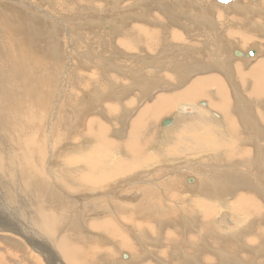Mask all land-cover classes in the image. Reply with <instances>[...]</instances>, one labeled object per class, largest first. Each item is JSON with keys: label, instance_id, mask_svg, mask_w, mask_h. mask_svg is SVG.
Masks as SVG:
<instances>
[{"label": "bare ground", "instance_id": "6f19581e", "mask_svg": "<svg viewBox=\"0 0 264 264\" xmlns=\"http://www.w3.org/2000/svg\"><path fill=\"white\" fill-rule=\"evenodd\" d=\"M37 1H38L39 4H41L43 6L47 5L50 8H51V6L54 7V5L56 4V8L55 9H58L57 11H59V12H61V11L64 12L65 10H67V11H74L75 10V8H73L71 5H69L70 1L68 2L67 0H63L64 3L62 2V0H37ZM72 1L73 0H71V2ZM94 1H96V0H94ZM98 1L101 4L102 3H106V6H107L106 8H110V6H108L107 3L112 2L111 0H98ZM102 1H104V2H102ZM142 1L144 2V0H129V1L121 0V1H117V2L116 1L112 2V3H114L113 5L110 3V5H112V9H111L113 11L112 13L114 14V17H112L111 19H109V16L106 13L103 12L108 17H103L104 19H102L101 21L99 20L100 26H101L102 22L106 25V26L103 25L105 27L104 29H106V27L108 26L109 27L108 30L110 31L111 36H108V37H106L107 35L104 36L107 39H105V38L100 39L101 38V36H100L99 39L96 40V41L99 44L104 43V41H110L111 42L110 45L107 42V44L111 48V50L110 51L108 50V51L113 55V57H112V59H104L103 60V68H102L101 64H97L96 66H98V69H97L96 66H94V67H96L97 70L93 67L92 68V72H88L87 73V75H90V77H87V76L85 77L87 80L89 78H92V79H96V82L97 81L98 82L101 81L98 84L97 88H96L95 85H93V90L91 88V90H92L94 95L93 94L91 95V93H90L91 91L89 92L90 89L88 87H86L87 93H83L81 91L82 92L81 93L82 94L81 97H79L77 100H73V98L68 97V96L72 95L73 93L69 94L66 89L61 88L63 85L61 86V85H59V83L57 84V82H55V80L54 81L51 80V81H49L47 83L50 86V88L53 87L52 89H50L51 91L52 90L56 91L55 94H57V96H59V98H60L59 100H61V98L63 96V99L68 97L69 100H64V101H67V103L70 106H71V102L75 103L72 107H67V108H69V110L72 108V111H70V112L67 111L68 109H66L65 105H67V104L64 105L66 111L69 113L68 116L66 115L67 116V119H65L66 121L64 120L65 125H64V123H62L63 125H61V122L60 123L58 122L59 118L57 120V115H59V114H57V112L59 113V108L60 107L56 105L58 107V111L56 112L55 104H56L57 100L54 99L53 96H52L54 94V92H53V94L50 93L51 94L50 97H52V100L54 99V103H53V111L50 112L49 118L45 117V119H43L42 116H39L37 114V112H39L40 115H41L43 113L44 109H46V104H47L46 97H47L48 93H45V92H47V90L46 91H43V90L41 91L39 89L40 90L39 92L36 90V89H38V87H41V86L44 85L43 84L44 81H45L44 80V78H45L44 76H47V75H44L43 77H41L42 81L36 76L37 72H39V70L42 71L45 67H41V66L37 65L36 64L37 62L35 63L36 59L34 60V58H33L34 56L31 57V55H28V54H26L23 51H19V53L23 57L26 56V58L28 57V59L29 58L32 59V65L28 66L27 63L16 64V71L15 70L12 71V72L15 71L16 76L11 78V80H9L8 83L5 84V85H2L3 82L1 81V79H2L1 76L3 74L0 72V235L1 234H6V232L8 230L7 225L12 227L13 230H15L16 232H19L21 234L22 233H26L29 236V239H30V242H31V244H29V246L32 247L35 250V252L37 251L43 256L44 261L46 262V264L47 263H53V262H56L55 264H77V262H76V252H77L76 249L77 248L75 249V247L73 246L74 245L73 241L70 240V242H72V244L67 241V239H69L70 237H68L66 239L61 238V236L59 235L61 233L60 231H63V230H65L66 232L71 231L69 236H71V234L73 232H77V234H78V231L81 230V228L83 227V222L85 220L87 222H89V221L93 222V223H91L90 228H88L90 231L100 232L103 229V227H105V223L107 221L111 220L107 216L108 215H113L115 213H119L120 217L122 216L123 219L126 220L128 224H131L129 222H132L131 220L133 218L136 219V217H137L136 215H139L138 214L139 210L137 209L138 207L136 205H134V203H132V202L133 201H137L142 196H144V199H143L144 203L142 202L143 205H142L141 208H143L142 210L144 211L145 217L149 213L152 214L151 212H154L153 209H155V212L158 213L159 214V218H161L159 220V225L161 227H162V224H164L166 222L167 223L168 222H172L173 219H177V217H178V219L183 224V228L194 227V229L197 230V233L199 235L204 234V232L199 233L201 231V229H202L201 223L196 221V225H195L194 222H195L196 219L194 217H191V216H189V215H187L185 213V212L188 213L190 211V209H187L186 205L184 207L181 205V201L179 199V194H178V196H176V200L174 201V203L176 205V208L173 207V206L168 205L167 202H165V201L169 200V197L171 196L170 192H172L174 189H177L178 186L180 185L179 184L180 180H179V176L178 175L177 176L174 175L177 178H173L171 176H170V178H168L166 175L162 176V174H161V178H162L163 183L161 182L162 184L159 187L160 188V195L159 196L156 195L159 192L155 191L156 194L155 193L153 194V190L156 189L155 187L152 188V185L150 187H148L146 185V183H148V177H145V176L152 175L151 174L152 172L149 173L148 175H146L147 174V172H146V174L145 173L144 174L140 173V174H138L135 177L132 176L133 178L131 177L128 180L126 179L127 180L126 183H123V184L122 183H115V182L112 183V184H108V182H107L109 180L113 181L118 176H121V175H124V174H127L129 172L134 171L136 168H138L142 164L141 162L137 161L138 158L136 157V155H139V153H140V144L139 143H142V142L147 143L148 142L147 138L142 137V135L144 134L145 129H146L145 124H144L145 117L146 118L149 117V119L151 117H154V119H157V117L159 115L161 116L162 114L163 115H166L167 113L169 114V112H170L169 110L171 108H173L172 107L173 106L172 105L173 102L169 104V103H167L168 102V97H166V96L165 97L157 96V97H155L156 99H155V101L152 104H148V105L144 106L143 110L139 111V113L134 117L133 120L137 123V127H138L136 129V131H134V129L136 127V124H134L132 122H130V123L128 122L129 124H132V125L135 126V127L130 126L131 128H130L129 142L131 143V145H133L134 142H135V137L137 135H138L137 136V140L139 141V143H135L134 146H133L134 155L132 157L128 156V155H130V152L127 150V146H126L125 142H124L125 146H122L123 145L122 141H117V140H113V143L110 142V141L107 142L108 146H106V147L103 144H98L97 140L103 139V134H102V132L97 131L96 129H92V125L96 124L100 120L91 119L88 123H84L82 121V117L85 116L84 114H86L87 112H93L92 109L95 110L94 112L98 113L99 112L98 110H100V108L97 107V106L101 104L100 103L101 100L103 101L104 99H106V96L108 94H110V96L116 94L115 97L117 95L121 94L119 96L122 98V100H118L119 101L118 105H112V104L106 105V109L104 108V110H106V111H104V112L107 115L108 119L110 118L112 120L114 118H117L116 116H118V114H120L121 111L123 110L122 114L120 115L119 118L122 119V121H121L122 123H125L127 118L129 117V114H130L128 109L130 110L129 107L131 106V103L133 102L132 96L131 97H127L126 94H128L129 92H131L133 90H139L140 94L142 93L141 94L142 97H146L147 98V96L149 94H151L150 92L155 91L156 89L161 88V87L165 88L164 84H167V79L164 76H166L168 71L170 72V74H167V78H170L171 80H174L175 83H176V86L184 85L185 83H187V85H185V86H187L186 89L182 90L181 94H174L173 95L174 98H177L176 99L177 101H182V103H180V106H179V113H181L180 116L183 114L185 108L188 107V105H186V104L191 103L192 101L193 102L196 101L197 98H200V99L205 98L206 95H207L206 92L210 93V91H211L210 94H213L215 92L214 88L218 89V96H216V102H215L216 104L213 102L214 103L213 107H215V108H217V109H219L221 111H227L230 108H233V105L230 106V99H229V95H228V93L232 94L230 89H224L222 84L219 81H217L216 79H213L212 76L207 75L209 72L206 73L205 76H200V77L197 76V74L203 75L205 73V72H203L205 70L201 71L204 68H206V70H209V71L215 70V69L211 70L210 61H212L211 64H212L213 67H219L220 70L223 69V68H221L223 65H221V62H220L221 61V55L219 54L220 51H219V45L217 44V39H216L217 35L216 34L219 31L220 34H218V36L219 37L221 36L220 38H225L224 30H222L221 28L216 26L218 24L213 26L214 22L212 21V23H211V21L208 20L206 22H210V24H211L210 26H207L206 28L204 27L203 30H201L202 28L200 26H202L204 23L202 21H200L201 24H202L201 25L199 23L200 26H198V27H200V30H198L197 32H195V30H194L193 31V32H195L194 34L191 32V26H193V25H191L190 23L194 22V19H196V18H198V20H199V17H200L201 14H202V16L204 15V18H207L208 16L207 17H205V16L209 12L205 13V11H203V10L205 8L206 9L209 8V10H210L211 9L209 7L210 5L212 7H214L215 9H217L218 11L224 10V8L227 9L225 12L228 13V16H231L232 18L235 17V16H239L240 19H242V22L245 25H247L249 23L248 24L249 26H250V24H253V26L255 24L256 27L257 26L259 27V29L256 28V30L252 29L249 34L245 33V31H248L247 28H246L245 31L243 30L244 31L243 33H245V34H243L242 32L238 33V31H237L236 34L238 36L236 35V37H239V38H236L234 36L235 35V31L231 32V33H229L230 37H232V39L233 38H235V39L231 40V41L229 40L230 38L226 39V40H228V42L230 41L232 44L234 43L235 45H237L236 44L237 42H239V44L241 43L238 40H241L242 42L244 41L245 46L249 45V49L252 48V50L255 51V55H257V57L253 56V58L252 57L247 58L246 56H243V57L241 56L240 58L242 60L241 59H235L236 56L234 55V52H236V51L241 52V50L237 49L235 46H232L231 48L229 47V50L225 51L226 46L224 47V45H222L221 51L223 50V52H227L228 55H230L231 60L234 59V60H236L237 63H240V61L241 62L242 61L250 62L252 59L256 58L258 60V64H257V67L254 68L255 72L256 73H258L259 71L260 72L261 71L264 72V53H263L264 52L263 51L264 50V48H263V45H264V0H230V1L225 2V3H218L216 0H206V1H208L207 2L208 5H206V3L204 5H202L203 3L198 2V1H201V0H198L196 2H198V4L200 3L202 5L199 8L200 10L198 9L199 11L197 10V8H195V6L192 7L189 4L188 5H183L182 3H183L184 0L183 1L182 0H170V2H172V3L168 2V0H165L166 4L164 3L165 5H163L164 6L163 7L164 8L163 9V11H164L163 12L164 13L163 17L159 16L160 14L159 15L153 14L151 16H147L144 13V11H143L144 9H142V12H141V10H140V12H134L133 11L134 9H131L130 6L132 4H133L132 8H134V7L141 8L140 3H142ZM161 1L159 0V2H161ZM17 2H18V0H17ZM80 2H82V1H80ZM85 2L90 4L89 0H85ZM187 2H188V0H187ZM202 2H203V0H202ZM78 3H79V1H78ZM83 3H84V0H83ZM96 3H98V2L96 1ZM3 4L4 3H2V7H3ZM93 4H94V2H93ZM147 4L148 5H150V4L152 5V3H147ZM185 4H187V3H185ZM194 5H196V4H194ZM87 7H89V6H87ZM159 7H161V6H159ZM38 8L30 6V8L28 7L26 9L27 10L28 9H30V10L36 9L37 11H40V12L43 11L42 8H39V9ZM2 9H5V8H2ZM82 9H83V11L88 10V8H84V7ZM94 9H96V8H94ZM193 9L198 12V15H195L196 16L195 18L193 17V15H191V14L194 13V12L191 13V11H194ZM10 10L8 12H10ZM30 10H29V12H30ZM51 10H52V8H51ZM89 10L87 12H90ZM103 10H104V7H103ZM157 10H160V9L157 8ZM157 10H155V12ZM93 11H96V10H93ZM33 12L35 13V10ZM249 12L251 13V15L254 14V20H252L251 23H250V21H246V22L244 21L246 19L249 20V19L252 18V17L250 18V13ZM86 13L84 12V15H80V14L77 15L78 16L77 18H79V17L83 18V20L86 22V24H84L83 21L79 22V25H81L82 29H81L80 32H78L76 34L75 37H77L81 42L86 43V45L88 47H91L90 45H88V43L91 44L94 41V40L92 41L91 38H95V36H93L90 32L88 33L89 29L91 28L90 26H92V23H91L90 20H86L85 19L86 15H87ZM96 13H99L98 10H97ZM150 13H152V12H150ZM210 13H209V16L212 19V17H214L213 16V14H214L213 10ZM36 14H34V15H36ZM43 14H45V12ZM43 14H40V15H43ZM217 14H218V16L222 15L219 12ZM34 15L32 14V17H34ZM101 15H103V14H101ZM110 16H111V14H110ZM62 17H63V15H62ZM15 18H12V20L15 19ZM189 18H191V20L193 19V21L189 22V20H188ZM56 19L57 18H53L51 16V17H49V20L48 19L47 20L49 21V23L51 25H57V24H59V22L57 23L55 21ZM232 21H233V19H232ZM1 22H3V21H1ZM8 22H10V21H8ZM242 22L240 21V23H242ZM5 23H3V24H5ZM196 24H198V23H196ZM196 24H194V26ZM8 25L9 24H5V26H3L5 28L6 32H10V29H11V28L10 29H6V27L9 28ZM241 25H239V27ZM245 25H243V26L247 27ZM31 26H32V28L36 27V25H34L33 23L31 24ZM37 26H39V25L37 24ZM234 26H235V23H234L233 27ZM49 27H52V26H49ZM230 27H231V25H230ZM236 27H237V25H236ZM92 28H95V27L92 26ZM17 29H19V28H17ZM98 29L99 28H97V32H98ZM240 29H241V27L238 30H240ZM242 29H244V28L242 27ZM242 29H241V31H242ZM248 29H249V27H248ZM53 30L54 29H52L51 31L53 32ZM92 30H95V29H92ZM35 32L36 31H34V33ZM39 33H40V31H39ZM98 33H100V32H98ZM103 33H104V35L108 34L105 31ZM190 33H192L193 35L190 34ZM226 33H228V32H226ZM37 35H39V34H37ZM43 35H44V33H43ZM53 35H54L55 39H58V38H56L55 33ZM100 35H102V34L100 33ZM64 36H65V39H63V40L64 41L67 40L69 42L68 44L70 45V48L69 49L67 48L65 50L66 56H67L66 58H67V61H68L67 62L68 64L66 63V67L67 68H73V69H71L72 71L77 66H79V68L82 67L83 70L91 68L92 65H93V62H92L91 58H88L89 60H87V58L85 57L86 56L85 54H88V53H85L82 56H78L77 55V52L74 49L75 48V42H76L75 41V37H71V35L68 36V34H66ZM246 38H248V39H246ZM31 39H33V38H31ZM160 39L164 41V45H165L164 47H168L169 46L168 43L172 44L173 41H174V43H178V46L176 45L177 46L176 47V51L180 52L181 50H183V52L187 53L186 55L190 56V58L195 55L194 52H196V51L197 52L200 51L202 54H206L207 50H208L210 52V54L209 55L207 54L206 56L202 57V58H204V60H199V59H198L199 61L197 60L198 61L197 64H199L201 70H193V69L196 68V67L194 68L195 63L194 62L192 63V62L189 61L190 63H192L191 65H189L190 64L189 62H188V64L185 63V61H186L185 59H184L185 61L181 60L180 65L178 66L176 59H169V60L165 59V60H163V57H161V54H160L161 49L160 48H156L157 47V41L160 40ZM45 41L48 42V44H50V46H51L50 49H52L53 54L54 53L56 54V52L58 50L57 49L58 48V44H57V47L54 49L53 44H52L51 41H49L48 39H46ZM190 41H192V42H190ZM195 41L197 43L200 42V45L202 43L205 44V46H207L206 47L207 49L201 48L202 45L200 46L199 44L196 45V47H194V44H197V43H195ZM4 43L5 44L3 46H0V68H6L7 69V67H6V58L11 56L10 54L12 53V51L8 50V44H6V42H4ZM143 43H146L147 46H145ZM152 44H155L154 47L152 46ZM103 46H104V44H103ZM160 46H162V45H160ZM174 47H175V45H174ZM19 48H22V47L20 46ZM249 49H248V47L246 48V50L248 52H249ZM193 50H195V51L193 52ZM168 51H169V49L166 48L165 49V52H166L165 54H167ZM169 52L170 53L168 55H170V56L174 55L172 51H169ZM19 53L16 50L15 55H19ZM43 53H45V52H43ZM43 53H41V54H43ZM73 54H75V56ZM242 54L246 55V53H242ZM214 55H215V58H214ZM141 56L144 59L141 58ZM78 57L80 58L79 60L76 59ZM138 57L141 58L139 62L136 61V59ZM179 57H180V55H179ZM14 58H15V56H14ZM184 58H185V56H184ZM186 58H188V57H186ZM193 58H191V59H193ZM188 59H187V61H188ZM238 60H240V61H238ZM15 61H16V59H15ZM22 61H24V58H23ZM85 61H88V63H87L88 65L85 63ZM146 61H147V67H150L151 71L149 72L148 75L146 74V76H147L146 80L148 82L145 81L144 85L142 84L143 86H141L140 83L142 81L140 80V77L137 74H135L137 71L135 73H130V72H131V70H132V72L135 71L136 70L135 69L136 66H138V65L141 66V64L145 63ZM195 62H196V59H195ZM228 62L230 63L232 61H228ZM104 63L106 65H104ZM242 63H244V62H242ZM260 63L262 64V66H259ZM125 64H128L127 70L126 71L124 70L125 72H123V71L119 72L121 67H125L126 66ZM145 64H143V66H145ZM223 64H225V63L223 62ZM258 68H259V70H258ZM20 69H21V73H20ZM51 70H52L53 73L56 72V70L54 69V66L51 67ZM102 70L105 73L107 72V70L115 71L116 75L112 76V77L111 76H107L105 80H102V78H100L101 76L99 77L100 74L98 75V73H102ZM238 70H236V73H239V72H237ZM25 71L27 72V74L23 75L25 73ZM66 71H67V69L62 70V72L66 73V76H63L65 84L68 81V77H70V75L68 74L69 72H66ZM224 71H226V70H224ZM75 72H77V71H75ZM220 72H222V71H220ZM230 72L231 71L229 70V73ZM19 73H20V76H19ZM53 73H51V74H53ZM137 73H139V71ZM224 73H226V72H224ZM229 73L227 72L226 74H229ZM123 74L128 75V77H129L128 81L127 80L126 81L123 80V78H122ZM252 74L253 73H250V75H252ZM259 74H261V73H259ZM74 75L75 74H73V77H74ZM231 75H233V74H231ZM76 76L77 75H75V77ZM48 77H50V76H48ZM53 77H55V74H54ZM143 77H141V78H143ZM217 77H218V75H217ZM38 79L41 81V86H37L38 85V83H37ZM70 80H71V78H70ZM79 80L80 79L78 77H76L73 80V82L69 81L67 86H65V87L69 86L70 88H73L72 85H74L76 87L78 85H75V82L77 83V81L79 82ZM234 80H236V79H234ZM59 81H60V79H59ZM82 81H84V80H82ZM224 82H225V80H224ZM229 82H230V80H229ZM36 83H37V85H36ZM60 84H61V82H60ZM89 84H90V82L88 83V85ZM117 84L123 86V89L125 90V93H126L125 95L126 96L123 94V92L115 93L116 91H114V90L112 91L111 90V88L112 89L115 88V85H117ZM224 84H226V83H224ZM245 84L243 85V87L245 89L244 92H241L239 94H238L239 91L238 92H234V94L236 96H238L237 99L234 100V103H235L234 105L236 107H238L239 110H237L238 111L237 113L229 114L228 119L230 121H239V122H242V123H246L245 131L247 133H249V137H251V136L253 137L254 136V138L251 139L253 141L252 143H254L256 146H259L258 143H257L258 139L259 138H262V139L264 138V130H263V127H264V107H262V105L264 103H263L262 96H261L262 95L261 91L264 93V86L260 87L259 89H255V95H259V96L255 97L254 95L250 94L249 89L246 90ZM263 84H264V79L260 82V85H263ZM18 85H21V86H18ZM107 85L110 86L109 89H108V92L107 93H103L105 91V89L108 88ZM174 85L175 84H173V86ZM232 85H234V84L231 83V86ZM25 86H27V87H25ZM238 86H239V84H238ZM129 87H130V89H129ZM225 88H227V87H225ZM186 90H190V92H186ZM238 90H241V88L238 89ZM234 91H235V89H234ZM64 92H65V94H64ZM252 96H253V98H251ZM139 97H138V101H140V99L142 98L141 97L139 99ZM70 100H72V101H70ZM217 100L220 101V103H218ZM242 100H245L244 105H243ZM202 101H204V100H202ZM202 101L200 103H198L199 106L196 105L197 108L199 107L198 110H197V108H195V112L196 113L193 116L192 115L188 116L190 118H187V119H181V118L177 119L176 118L177 122H178V120H181L180 122L182 124H183L184 120H187V121L191 120V121L194 122V126L187 125V124L184 126L185 127V132L187 131V129L192 128V127L193 128L195 127V130L192 129L191 133L202 132L201 131L202 128H204V127L207 128L214 121L217 122V127L221 126L224 129H226L227 125L223 124V121L225 120V118H221L222 116H220L218 113H216L215 110L213 112H211V110H208V106L205 104L206 101L205 102H202ZM125 103L128 104V108H125L123 106V104H125ZM60 106H61V104H60ZM235 108H234V110H236ZM209 109H211V108L209 107ZM212 109H214V108H212ZM231 111H232V109H231ZM115 112H116V116L114 115ZM100 113H102V111H100ZM145 113H146V115H145ZM55 114H56V120H55ZM157 114H159V115L156 116ZM87 116H90V115H87ZM103 116H105V115H103ZM224 116H226V115H224ZM95 117H100V116L95 115ZM166 117L161 118V120L162 119H163V121L169 120L170 123L168 125L164 126V127H167V126L171 125L172 123L175 126L177 124H179V123L175 122V117H173V115L166 116ZM105 119L107 120L106 117H105ZM219 119H220V122H219ZM44 120H45V122H44ZM161 120L159 121L160 128L158 126V128H159L158 130L159 131H158L157 140L159 139V137L161 138L164 133H168V135H169V133H171L169 128H164V127L161 128V125H162ZM60 121H61V119H60ZM121 122H119V123H121ZM150 122H151V120H150ZM150 122L148 121V124H150ZM44 123H45V127H44ZM100 123H102V122H100ZM152 123H153V121H152ZM208 123H210V124L208 125ZM66 125H67V129H66ZM181 126L178 125L177 128H174V129H183L184 127H181ZM199 126H200V129L197 128ZM111 128H109L108 132H110ZM82 129H83L82 133L79 134V132ZM229 129L235 130L236 127L229 126ZM71 130H73V132L75 131V133L71 134V132H72ZM112 130H113L112 134L115 135V130H116L115 127H114V129L112 128ZM206 132H208V130H205V133ZM121 133H122V128H121V130L118 131L117 135L121 134ZM241 135H244V134L242 132H239V136H241ZM74 136H78L79 137L78 140L74 141L73 140ZM197 136H202V135H197ZM191 139L195 142L197 147H200V146L203 145L202 143H200L201 139L200 140L198 138H191ZM255 139H257V141H255ZM166 140H169V139H165V141ZM202 140H203V138H202ZM241 140H245V139H241ZM55 141H58L56 143H59V145L61 143V145L64 146V148H62L63 152H64V150H66V152L70 154L68 156L69 162H66V165L72 167V166H74L75 163H80L81 165L83 164L82 166H80V168H86L87 172L90 173V174L86 175L83 172H79L78 171V174L75 173V177H77V179H78V177H80L82 180L87 181L90 184H94L95 183L94 187H96L95 189H97L96 192H92V191L89 192L87 190L90 189V188H87V185L84 184L85 182L82 183V184H84V186L82 185V187H86L84 189H82V187H80L79 183H76V182H72L71 183L70 182V184H69L70 186H76V185H72V184H77L80 187V190H83L84 192L87 191V193L84 195L83 200H77L78 196H75L77 194H73L71 197L68 194H64V195L70 197L71 199H69V198L66 199V198H62V197L59 198V199H61L64 202H68V203H65V204H63V203L60 204V207L63 208V211L60 214H58L59 212L56 210V209L59 208V206H58V208H53V207H55L56 204L54 203L55 205L52 207V206H50V203H49L51 201L53 202L55 199L57 200V198H55L54 200L50 199L51 201L48 202L49 197L43 198V197H41L39 195H33V193H38V192H37L36 188L35 189L32 188L33 186L35 187L36 183L34 182V180L36 179V177L39 174H41V170L44 169V165L46 166V169L48 170L50 175H52V173L54 171V167L53 166H57L59 164V162L57 164L58 160H56V162H55L56 165H55L54 161L51 160L52 157H49V158H47V160L49 161V164H53V165H52V167L50 165L48 166L46 164V160H44V158H42L38 154V151L40 150V148L43 145L48 144V143H53ZM219 141H223V136L222 135H220V139L217 142H219ZM227 141L231 142L232 139L231 138H227ZM160 142L165 143L164 140L163 141L160 140ZM160 142H159V144H160ZM247 142H249V141H247ZM113 144H114V148L111 149ZM233 145H234V143H233ZM235 145H237L236 142H235ZM52 146H55V145H52ZM121 146H122V150L120 149ZM157 146H158V144H157ZM237 146H239V145H237ZM161 148H162V146H161ZM2 149L5 150L6 152L3 153ZM109 149H111V150H109ZM156 149L157 148H155L153 146L151 151L154 153V152H156ZM80 150L83 151V154H81L83 156V158H85V157L86 158H88V157L91 158V157L96 156V155L98 157H102L105 152H106V158L110 157V160H113L118 155L125 156V157L118 156L119 158L121 157L123 159V160L121 159L122 163H124L122 165V168L125 169V170H122V172H120V173H112V174L108 175L107 174V170L103 169L104 164L102 162H90V161L86 160V165H85V161L80 160L81 158L80 159H76L78 157H75L76 155H80V153H79ZM62 151L60 153H62ZM163 151H164V149H163ZM168 151H170L171 154L174 153V150H172V149H168ZM254 152H256V151H254ZM220 153H222V152H220ZM111 154H113L114 156L111 155ZM147 154H145V157H144L145 161L146 160H151V159H153V161H155V160L158 159V156H159V155H156V153H155V155H151V156H149ZM161 155H162V153L160 154V156ZM209 155H211V154H209ZM225 155L226 154H223L222 157H226ZM211 156H213V153H212ZM219 157L220 156H218V158ZM61 158H63V155H62ZM209 158H210V156H209ZM55 159H56V157H54V160ZM139 159H140V157H139ZM213 159L214 160H212V159H210V160L213 161L212 163H214V161H215V164L217 165L218 162H216L215 158H213ZM217 161H218V159H217ZM223 161H224V159H223ZM221 162H219V163H221ZM223 163H222V166H221L222 170L226 169V167L223 166L224 165ZM158 164H159V162H158ZM193 164H195V163H193ZM144 165H147V163L146 164L144 163ZM58 166H57V168L63 167V165H61L59 167ZM189 166L192 167L191 164ZM206 166H207V164H206ZM211 166H212V164H211ZM228 166H229V164H228ZM183 168H185V167H183ZM55 169H56V167H55ZM150 169H151V167H150ZM159 169L160 168H155L154 170L157 172V170H159ZM74 170H77V169H74ZM211 172H213V170H211ZM216 172H219V171H216ZM226 172H227V170H226ZM99 175H100V177H99V179H97L96 177L99 176ZM219 175H221V174L219 173ZM247 175H249V174H247ZM39 176H41V175H39ZM53 176H55V175H53ZM151 178H150V180H152ZM38 179H39V177H38ZM64 179L67 180L68 182L71 181V179L67 178L66 175H65ZM142 179H143V181H146L145 184L141 183ZM169 179H171V180H169ZM257 179H258V177H257ZM257 179H253V180H249V181H251L250 183H253L255 187L258 186V190L256 189L255 192H258L259 195L261 197H263L264 193L262 191V187L258 183V180L260 179V177H259L258 180ZM65 180H64V183H65ZM188 180L190 182H188ZM111 181H109V182H111ZM154 181H156V180H154ZM185 181L187 182V184L189 183L188 185L186 184L185 187H184L186 191L187 190L188 191L192 190L193 192L197 191L195 189V185L192 188L189 186L190 184H192L194 182L193 178L186 177ZM196 181L197 180H195V182ZM207 181H209V180H207ZM58 182L59 181H57V183ZM235 182H237L236 179H231V178L230 179H226V182H224L225 183L224 186H226V187L223 189L224 195H229V194L233 193L235 190H237L238 186H242V187L247 186L245 184V181H244L243 184H236ZM40 183H42V182H40ZM45 183L48 185V180L47 179H45ZM215 183L209 184L208 188L209 189H213L215 191L217 189V185H218V184L216 185ZM237 183H241V180H239ZM130 184H133V186L128 188V185H130ZM148 184L150 185L151 183H148ZM159 184H160V182H159ZM195 184H197V182ZM44 187H46V186H44ZM57 188H58V190L54 189L53 196H57V195H60V193L61 194L63 193L61 191L62 188L60 187L59 183L57 185ZM64 188H65V186H64ZM131 188H133V189L131 190ZM68 190L72 194L71 191H73L74 188L73 187H68ZM198 190H204V188H200ZM75 191H77V190H75ZM187 193H191V192H187ZM14 195H16V199L17 200L15 199ZM20 196L23 199L24 198L25 199H30L32 202L26 201L25 199H24L25 201H23L20 198ZM253 196H251L250 194L245 193V192H240L239 194L235 195L234 198H233V201L232 200L231 201H232V203L239 202V209L241 210V208H243V209L245 208L246 203H247L248 200H250V199L256 200V198H254ZM4 197H5L6 200L4 199ZM79 197H81V193H80ZM90 198H93L92 202H89ZM224 198H226V197H221L220 200H219V203L222 205V207H225V206H227L228 204L231 203V202L228 203V201H226V199H224ZM131 199H132V201L130 202ZM239 199H240V201H239ZM7 200H9V202H7ZM15 200L17 201L16 204L18 203L17 208L12 206V204L10 202V201H13L15 203ZM139 200H138V202L140 203L141 201H139ZM3 201H6V203H3ZM59 201L57 200V202H59ZM111 201H114V203L115 202H118V203L122 202V206L124 208L128 206L127 203H131L132 206L129 209L126 208L124 212H121V213L120 212H114V210L117 209L119 207V205L118 206L117 205H113L111 203ZM24 202L27 204L26 205L27 207L24 205ZM69 202H70V204H69ZM202 204L205 206L204 203H202ZM139 205H141V204H139ZM72 209L76 210L74 217L76 219H78V220L75 221V220L71 219L70 222H68L69 218H70V215H71V212L73 211ZM59 210H60V208H59ZM97 210H100V211H97ZM263 210H264V208H263ZM232 212H234V214H237L238 216L240 215L241 224H240V227H239V230H238L239 233H240L239 240L240 241H245V238H244L243 235L248 234V236L246 238V247H248L250 249V251H254L255 253L256 252H260V251H258L256 249V247L259 246V245H256V244H260L261 241L255 240L253 238L254 235H253V233L251 231H247L246 233H241L240 229H241V227L243 225H246L250 221L252 223L256 222L257 217H259L260 213H262V212L258 211L257 213H245L244 210H242L240 212H237L236 210H233ZM132 213H133V217H132ZM230 213L231 212H225V213H219V214L220 215H223V214L224 215H226V214L230 215ZM79 216L81 217V221H80ZM149 217H150V215H149ZM249 217H250V219L248 220ZM22 218H24V220L26 218L29 221H23ZM95 218H97L96 221H94ZM98 218H101V219H98ZM116 219H118V218H116ZM252 220H255V221H252ZM156 221H154V222H156ZM138 225H140V224H138ZM138 225L137 224L135 225L136 226V230L140 231V229L138 228ZM250 227H251V225H250ZM255 227H257V226H255ZM242 229L244 230V227ZM188 230H192V229H188ZM245 230H246V228H245ZM33 231H35V232H33ZM80 232H82V231H80ZM125 232H127V231H125ZM42 233L44 235H41ZM254 234L258 236L261 233L257 230V228H255L254 229ZM183 235L187 236L186 233L183 234ZM1 236H4V235H1ZM28 236H27V238H28ZM78 236H79V234H78ZM108 237L110 238V236H108ZM121 238H122V240H120V241L113 240V239H111V240L115 241V244L117 245L118 248L124 249L127 252L131 253L130 254L131 255L130 258L128 259L129 260L128 264H130V263L141 264L143 261H141L140 257H142V256H139V255H137L134 252V250L136 249V247L134 245V242L129 237H125V236L121 235ZM166 240H167L166 243H168V242L171 243V239L167 238ZM201 240L205 242V238L203 236L201 237ZM38 241H39V243H38ZM183 241L184 242L182 244H180V243H177V242H175L173 240L172 243H175L174 244L175 246L176 245L177 246L180 245L179 247L176 246L177 249H174V252H172V250L170 251L173 255H175V252L178 249L182 251V248H184L185 246L187 248H189V250L192 249L190 247V245H189V240L186 239V241H185V239H184ZM192 241H193V238L190 237V242H192ZM238 243H240V242H238ZM261 244L264 246L263 243H261ZM262 245H261V247H262ZM170 246L171 245L168 243L165 246V249H167ZM143 250H144V248H143ZM211 252H213V250ZM81 255H82V253L79 254L78 257L80 258ZM122 256L123 257H127V255H125V254H122ZM57 257H59V260H58ZM144 257H145V255H144ZM144 257H142V258H144ZM172 257L173 256H170L169 258H172ZM169 258L167 257L166 260L168 261ZM181 258H182V261H181L182 263L180 262L181 264H189V263L192 262V259L195 261V264H201V263L202 264H211V263H209V262H211L210 261L211 259H209L208 262H207L206 260H204L203 257L195 256V254H192V253H190L188 251H185L183 253V255L181 256ZM147 259H150V258H147ZM228 259L233 261V262L237 261V257L234 254L228 256ZM103 261H105L106 263H109V261H107L105 259H103ZM122 261H126V260H122ZM177 261H178V259H177ZM81 262H82V258H81ZM125 263H127V262H125ZM162 264H165V263L162 262Z\"/></svg>", "mask_w": 264, "mask_h": 264}, {"label": "rangeland", "instance_id": "374dc122", "mask_svg": "<svg viewBox=\"0 0 264 264\" xmlns=\"http://www.w3.org/2000/svg\"><path fill=\"white\" fill-rule=\"evenodd\" d=\"M67 1L68 2L70 1L69 5H71L73 8H75L74 11L65 10L64 12H62V11L59 12V11H57L58 9H55L56 8V4L54 5V7L51 6V8H52V10H51V8L49 6H47V5L43 6V5L39 4L37 0H18V2H17V0H0V3H1L0 4V23H1L0 24V46H3L5 44L4 42H6V44H8V50L12 51V53L10 54L11 56L6 58V67H7L8 70L6 68H0V72L3 74L1 76V78H2L1 81L3 82L2 85L7 84L8 81L11 80V78L16 76V74H15L16 64L27 63L28 66L32 65V59H30V58L28 59V57L26 58V56L23 57L19 53V51H23L26 54L31 55V57L34 56L33 57L34 60L36 59L35 63L37 62L36 63L37 65H39L41 67H45L42 71L39 70V72H37L36 76L42 81L41 77H43L44 75H47V76H44L45 77L44 78L45 81L43 83L44 84L43 86H41V81L39 79L37 80L38 81L37 82L38 85H37V83H36V85L37 86H41V87H38V89H36V90L38 92L40 90L41 91L42 90L43 91L47 90V92H45V93H48V95L46 97V99H47L46 109H44V111H43V113L41 115H40L39 112H37V114L39 116H42L43 119H45V117L49 118L50 112L53 111L54 99H56L57 102H56L55 106L57 105V106L60 107L59 108V113L57 112L58 111V107L57 106L55 107V110H56L57 114H59V115H57V120L59 118L58 122L59 123L61 122V125H63L62 123H64V120L67 119V116L69 115V113L67 111H69V112L72 111V108L69 110V108H67V107H72L75 104L74 102H71V106H70L67 103V101H64V100H69L68 97L73 98V100H77L79 97H81V95H82L81 93L82 92L83 93H87L86 87H88L90 89L89 92L91 91L90 93L92 95L93 94V92H92L93 85H95L96 88H97L98 84L101 82V81L100 82H98V81L96 82V79H92V78H89L91 81L89 79H88L89 80L88 81L85 77L86 76L90 77V75H87V73L88 72H92V68L94 66H96L97 64H101L102 68H103V60L104 59H112V57H113V55L109 52L111 50V48L109 47L111 42L110 41H104V43L99 44L96 40H98L100 36H101L100 39H102V38L107 39L106 37L111 36V33L108 30L109 27L107 26L106 29H104L105 27L103 25H105V24L102 22V24L100 26L99 20L101 21L102 19H104L103 17H108L109 16V19L114 17V14L112 13L113 11L111 10L112 9V5L114 4L112 2H114V1L117 2V1H121V0H111L112 2L107 3L108 6H110V8H106L107 7L106 3H102L103 4L102 5L101 3H99L98 0H96L98 3H96V1H94V0H89L91 5L89 3H86L85 0H84V3H83V0H77V1L73 0L72 2H71V0H67ZM78 1H79V3H78ZM80 1H82V2H80ZM126 1H129V0H126ZM162 1L159 2V0H157V1L156 0H146V1L144 0V2L142 1V3H140L141 8H138V7L132 8L133 4L130 7H131V9H134L133 10L134 12H140V10L142 12V9H144L143 11H144V13L147 16H151L153 14H157V15L160 14L159 16L163 17V15H164V13H163L164 12L163 11V9H164L163 7L164 6L163 5H165L166 2H165V0H162ZM196 1H198V0H188V2H187V0H184L182 4L183 5H188L189 4L192 7L195 6V8H197V10L202 5H204L205 3H206V5H208L207 4L208 1H206V0H203V2H202V0L198 1L200 3H203L202 5L200 3L198 4V2H196ZM62 2H63V0H62ZM93 2H94V4H93ZM102 2H104V1H102ZM168 2H170V0H168ZM184 2L187 3V4H185ZM2 3L5 4V5L3 4V7H2ZM110 3L112 5H110ZM147 3H152V5L151 4L148 5ZM170 3H172V2H170ZM194 4H196V5H194ZM27 6L29 8H30V6H33V7H36V8L39 7V8H42L43 11L41 10L42 12H40V11H37L36 9H34L35 10V13H34L33 12L34 10H30V9L27 10L26 9V8H28ZM87 6H89V7H87ZM159 6H161V7H159ZM83 7L84 8H88V10L91 8L89 10L90 12H87L88 10L83 11V9H82ZM103 7H104V10H103ZM209 7L214 12V14H213L214 17H212V19L209 16V13L212 12V10L210 9L211 10L210 11L209 8H207V9L205 8L203 10V11H205V13L209 12L205 16V17L208 16L209 18L208 17L204 18V15L202 16V14L200 13L201 15L199 17V20H198V18H196V19H194V22H192L193 19L192 20H191V18L188 19L189 22H192L190 24L193 25V26H191V32L194 34L198 30H200V27L202 28L201 30H203L204 27L206 28L207 26H210L211 25L210 22H206L208 20L211 21V23H212V21L214 22L213 26L218 24L216 26H218L219 28L224 30L225 38H220L221 36L220 37L218 36V34H220V32L218 31L219 33L217 32L216 39H217V44L219 45V51H220L219 54L221 55V61L220 62H221V65H223L221 68H223L226 71H224L223 69L220 70L219 67H213L212 64H211L212 61H210V60L209 61H210L211 70L212 69H215V70L209 71V70H206V68H204L202 70L200 69V66H199V64H197V62L199 60H204V58H202V57L206 56L207 54L208 55L210 54V52L208 50H207L206 54H202L200 51L199 52H197V51L194 52L196 49L193 50V52L195 53V55L193 56L196 59V62H195V59L193 57H191V58H193L194 60L191 59L190 56L186 55L187 53L183 52V50H181L180 52L176 51V47L178 46V43H174V41H173L172 44L168 43L169 44L168 47H164L165 46L164 45V41L160 39V40L157 41V47L156 48H160L161 49L160 54H161V57H163V60H165V59L166 60L176 59L178 66L180 65L181 60H183V61L186 60L187 61V59L189 58L187 62L185 61V63L188 64L189 61L192 62V63L194 62L195 63L194 68L195 67L196 68L193 69V70H201V71L205 70V71H203V72H205L203 75L197 74V76H199V77L200 76H205L206 73L209 72L207 75L212 76L213 79H216L217 81H219L222 84L224 89H230L231 90L232 94L228 93V95H229V99H230V106L233 105V108H230L227 111H221V110L213 107L214 103L216 102V96H218V89L213 87L214 91H215L213 94H210L211 91H210V93L206 92L207 95H206L205 98H202V99L197 98L196 101H194V102L192 101L191 103L186 104V105H188V107L185 108L183 114L180 116L181 113H179V106H180V103H182V101H177L176 100L177 98H174L173 95L174 94H181V91L186 89L187 86H185V85H187V83H185L184 85L176 86V83H175L174 80H171L170 78H167V74H170V72L168 71L166 76H164V77H166L167 84L168 83L169 84L168 85L164 84L165 88L161 87V88L156 89L155 91L150 92L151 94H149L147 96V98L146 97H142V95H141L142 93L140 94L139 90H133V91L129 92L128 94H126L125 90L123 89V86H121L119 84L115 85V88H113V89L111 88L112 91L113 90L116 91L115 93L123 92V94L124 95L126 94L127 97H131L132 96L133 102L131 103V106L129 107L130 110L128 109L130 114H129V117L127 118L125 123H122L121 122L122 119L119 118L120 115L122 114L123 110L121 111L120 114H118V116H116V112H115L114 115L117 118H114L112 120L110 118L108 119L107 115L104 112V111H106V110H104V108L106 109V105H109V104L118 105V103H119L118 100H122V98L119 96L121 94L117 95L116 97H115L116 94L111 95V96H110V94H108L106 96V99H104L103 101L102 100L100 101V103L102 105L100 104V105L97 106V107L100 108V110H98L99 114L97 112H94L95 110L92 109L93 112H87L86 114H84L85 116L82 117V121L84 123H88L91 119L100 120L96 124L92 125V129H96L97 131H100L103 134V139L97 140L98 144H103L106 147V146H108L107 142L110 141V142L113 143V140H117V141H122L123 142L122 146H125L124 145V142H125L126 146H127V150L130 152V155H128V156L132 157L134 155L133 146H134L135 143H139V141L137 140V136H138L137 135L135 137V142H134L133 145H131V143L129 142V135H130V128H131L130 126L135 127L134 125L129 124V123L132 122V123L136 124V127L134 129V131H136V129L138 127H137V123L133 119L139 113V111H142L144 106H146L148 104H152L155 101V99H156L155 97H157V96H163V97L166 96V97H168V102L167 103L170 104V103L173 102L172 103V105H173L172 107L173 108H171L169 110L170 111L169 114L168 113L166 115L162 114L161 116L159 114H157L156 116L159 115L157 117V119H154V117H151L150 119H149V117H147V118L145 117L144 124H145L146 129H145L144 134L142 133L143 134L142 137L147 138L148 142L147 143H144V142L139 143L140 144V153H139V155H136V157L138 158L137 161L141 162L142 164L138 168H136L137 170L135 169L132 172H129V173L121 175V176H118L113 181L109 180L111 182H109V181H107V182H108V184H112L114 182L123 184V183H126V181L129 178H131L132 176L135 177V176H137L140 173L141 174H144V173L146 174V172H147L146 175H148L149 173L152 172L151 173L152 175H150L152 178L149 175L145 176V177H148V183H151V184L149 185L148 183H146V181H143V179H142L141 183L142 184L146 183V185L148 187H150L151 185H152V188L155 187L156 189L153 190V194L154 193L156 194V192H159L158 194H156L157 196H159L160 195V188L159 187L163 183L162 178H161V174H162V176L166 175L168 178H170V176L173 177V178H177L174 175H176V176L178 175L179 176V180H180V183H179L180 185L178 186L177 189H174L172 192H170L171 194L169 193L171 196L169 197V200L165 201V202H167L168 205L173 206V207L176 208V205H175L174 201L176 200V196H178V194H179V199L181 201V205L183 207L186 205L187 209H190V211L188 213L187 212H185V213L187 215H189L191 217H194L196 219L195 222H194L195 225H196V221L201 223L202 229H201V231L199 233L204 232V234L199 235L196 230H188V229H192V227L183 228V224L178 219V217H177V219H173L172 222H168V223L166 222V223L162 224V227H161L159 225V220L161 218H159V214L155 212V209H153V211L157 215L154 212H151L152 214L149 213L145 217L144 211L142 210L143 208H141L143 203H144L143 202L144 196H142V197L139 198L140 200L138 199L139 201H141L140 203L138 202V200L132 202V203H134V205H136L138 207L137 209L139 211L138 210L137 211H138L139 215L135 214L137 217H136V219L133 218L131 220L132 222H129L131 224H128L127 221L124 220L122 216L120 217L119 213H115L113 215H108L107 216L111 220H109V221H107L105 223V227H103V229L100 232L90 231L88 228H90V225L93 222H91V221L87 222L85 220L83 222V227L81 228V230L78 231L79 236H78L77 232H73L71 234V236H69L71 231H69V232H66L65 230L60 231L61 233L59 235L61 236V238L66 239V238L70 237L69 239H67V241L68 242H70V240L73 241V243H74L73 246L75 247V249L77 248L76 249V251H77L76 252V262H77V264H128L129 263L128 259L130 258V256H131L130 254L131 253L127 252L124 249L118 248L117 245L115 244V241L111 240V239H113V240L120 241V240H122L121 235L125 236V237H129L134 242V245L136 247L134 252L137 255L142 256V257H144V255H145L144 258L140 257L141 261H143L141 264H162V262H164L165 264L167 262H168L167 264H181L182 263L181 262L182 261L181 256L183 255V253L185 251H188V252H190L192 254H195V256L203 257L204 260H206L207 262H208L209 259H211L210 260L211 262H209L211 264H264V246L261 244V243L264 244V242H263L264 241V210H263V208H264V199H263L264 196L261 197L258 192H255L256 189L258 190V186L255 187L254 184L250 183L251 181H249V180L257 179V177L259 179V177H260V179H259L260 181L258 179L257 180H258L259 185H261L262 191L264 193V187H263L264 186L263 185L264 184L263 183L264 182V180H263L264 179V171H263L264 170V159H263L264 158V138L263 139L259 138L258 141H257V139H255V141H257V143L259 145V146H256L254 143H252L253 141L251 140V139L254 138V136L253 137L252 136L249 137V133H247L245 131L246 123H242V122H239V121H230L228 119L229 114L237 113L238 112L237 110H239V108L234 105L235 104L234 100H236L237 97H238V96H236L234 94V92H238L239 91L238 94L241 93V92H244L245 89H244L243 85L246 83L245 84L246 90L249 89L250 94L254 95L255 97L259 96V95H255V89H259L260 87L264 86V84L260 85V82L264 79V72H262V71L261 72L259 71L258 73L255 72L254 68L257 67V64H258V60L255 58V57H257V55H255V57H254L255 59H252L250 62L242 61V62H244V63H242L240 60H238V61H240V63H237L236 60H234V59L231 60L230 55H228L227 52H223V50L221 51V49H222L221 47H222V45H224V47L226 46L225 51L229 50V47L231 48L232 46H235L237 49L241 50V52L243 51L242 53H247L248 51L246 50V48L248 47V49H249V45L245 46L244 41L242 42L241 40H238V41L241 42L240 44H239V42L236 43L238 46L235 45L234 43L232 44L230 41L234 40L235 38L232 39V37H230L229 33L235 31V35L234 36L236 37L237 31H238V33L239 32L243 33L246 30V28H247L248 31H245V33L249 34L252 29L256 30V28L259 29V27L258 26L256 27L255 24H254V26H253V24H250V26H251L250 27L248 25L249 23L247 25H245L242 22V19H240L239 16H235L233 18L231 16H228V13L225 12L227 9H225V8H224V10L218 11L217 9L212 7L211 5ZM2 8H5V9H2ZM94 8H96V9H94ZM157 8L160 9V10H157ZM10 9L11 10L13 9V10L11 11ZM92 9L96 10V11H93ZM9 10H10V12H8ZM29 10H30V12H29ZM97 10H98L99 13H96ZM155 10H157V11L155 12ZM215 11L217 13L219 12L220 14H222L221 15L222 17L220 15L218 16V14ZM44 12H45V14H43ZM84 12L85 13L87 12L86 13L87 15H86L85 19L86 20H90L91 23H92V26L95 27V28H92V26H90L91 28L88 31V33L90 32L93 36H95V38H91V40L92 41L94 40V41L91 44L88 43V45H90L91 47H88L86 45V43L81 42L77 37H75L76 34L78 32H80L81 29H82L81 25H79V22L83 21L84 24H86V22L83 20V18H81V17L77 18L78 17L77 15H79V14L80 15H84ZM103 12L106 13L108 16H106V14H104ZM150 12H152V13H150ZM192 12L195 13V14L194 13L191 14L195 18L196 17L195 15H198V12L196 10L191 11V13ZM32 14L33 15L36 14V15H34V17H32ZM40 14H43L44 16L40 15ZM101 14H103L104 16L101 15ZM110 14H111V16H110ZM62 15H63V17H62ZM51 16L53 18H57L55 21L57 23L59 22V24L56 23L58 26L57 25H51L49 23L48 20H49V17H51ZM12 18H15V19L12 20ZM250 18L251 19H249V20L246 19L244 21L245 22L246 21H250V23H251L252 20H254V14L251 15V13H250ZM232 19H233V21H232ZM239 20L242 23H240ZM1 21H3V22H1ZM8 21H10V22H8ZM200 21H202L204 24L202 25ZM195 22L198 23V24H196ZM3 23L9 24L8 25L9 28L6 27V29H10L11 28L10 32H6L5 31V28L3 27V26H5V24H3ZM32 23L34 25H36L35 28H32V26H31ZM199 23L202 26H200ZM234 23H235V26L233 27ZM37 24L39 26H37ZM194 24H196V25L194 26ZM230 25H231V27H230ZM236 25H237V27H236ZM239 25H241L240 26L241 29H242V27L244 28V29H242V31H241V29L238 30L240 28ZM243 25H245L247 27H244ZM49 26H52V27H49ZM198 26H200V27H198ZM96 27L99 28L98 32H100L102 35H100V33L97 32V28ZM248 27H249L250 30L248 29ZM17 28H19V29H17ZM50 29L51 30L54 29L53 32ZM92 29H95V30H92ZM194 30H195V32H193ZM34 31H36V32L34 33ZM39 31H40V33H39ZM104 31L107 32L109 35L108 34L104 35V33H103ZM226 32H228V33H226ZM36 33L39 34V35H37ZM43 33H44V35H43ZM52 33L53 34L55 33V36L58 39H55V37H54V35ZM192 33H190V34H192ZM245 33H243V34H245ZM66 34H68V36L71 35V37H75V41L76 42H75V48L74 49L77 52L78 56H82L85 53H88V54H85L86 55L85 57L87 58V60H89L88 58H91V60L93 62L92 67L88 68L89 70L88 69L83 70L82 67L79 68V66H77L74 69L75 71H77V72H75L74 70L73 71L71 70L73 68H67L66 67V63L68 61H67V58H66L67 56H66L65 50L67 48L68 49L70 48V45L68 44L69 42L67 40L66 41L63 40V39H65L64 35H66ZM104 36H106V37H104ZM30 37L33 38V39H31ZM236 38H239V37H236ZM46 39H48L49 41L52 42L54 49L57 47V44H58V48H57L58 50H57L56 54L55 53L53 54L52 49H50L51 48L50 44H48V42L45 41ZM226 39H229L230 41L228 42V40H226ZM246 39H248V38H246ZM107 42H108L109 45L107 44ZM190 42H192V41H190ZM195 43H197V42L195 41ZM103 44H104V46H103ZM143 44L145 46H147L146 43H143ZM198 44L200 45V42H198L197 44H194V47H196V45H198ZM154 45L155 44H152L153 47H154ZM160 45H162V46H160ZM174 45H175V47H174ZM201 45H200L201 48L207 49L206 48L207 46H205V44L202 43ZM20 46L22 48H19ZM164 48L165 49L168 48L169 51H172L174 55L173 56L168 55L170 53L169 51L167 52V54H165L166 52H165ZM263 48H264V45H263ZM251 49H249V51ZM16 50L19 53V55H15ZM43 52H45V53H43ZM41 53H43V54H41ZM73 55L75 56V54H73ZM179 55H180V57H179ZM14 56H15V58H14ZM184 56H185V58H184ZM186 57H188V58H186ZM23 58H24V61H22ZM141 58H143V57L141 56ZM141 58L138 57L136 59V61L139 62ZM214 58H215V55H214ZM15 59H16V61H15ZM76 59L79 60L80 58L78 57ZM235 59H241V58L240 57H236ZM228 61H232V62L229 63ZM223 62L225 64H223ZM85 63L87 64L88 61H85ZM145 63H143V64H145V66H143V64H141V66L138 65V66L135 67V69H136L135 71L132 72V70H131V72H130V73H135L136 71L137 72L139 71V73L136 72L135 74H137L140 77V80L143 82V83L142 82L140 83L141 86L144 85L145 81L148 82L146 80V77H147L146 74L148 75L149 72L151 71L150 70L151 68L147 67V61ZM192 63H190L189 65H191ZM104 65H106V64L104 63ZM125 65H126L125 67H121L119 72L120 71L125 72L127 70L128 64H125ZM53 66H54V69L56 70V72H54V73L51 70V67H53ZM259 66H262V64L260 63ZM96 67L98 69V66H96ZM96 67H94V68L96 69ZM21 69H20V73H21ZM65 69H67L66 72H69L68 74L70 75V77H68V81H67L66 84L64 83V78H63V76H66V73L62 72V70H65ZM13 70H15V71L12 72ZM229 70L231 71L230 73H229ZM236 70H238L237 72H239V73H236ZM258 70H259V68H258ZM220 71H222V72H220ZM224 72H226V73L228 72L230 75L226 74ZM20 73H19V76H20ZM51 73H53V74H51ZM72 73L77 75L76 77H78L81 80V81L79 80L80 83L78 81H77V83L75 82V85H78V86H76L77 88L74 85H72L73 88H70L69 86L65 87V86H67L69 81L73 82V80L76 78L75 75L73 77ZM250 73H253V74L250 75ZM259 73H261V74H259ZM26 74H27V72L25 71V73L23 75H26ZM54 74H55V77H53ZM231 74H233V75H231ZM98 75H99V77L101 76L100 78H102V80H105L107 76H111V77L115 76L116 72L107 70V72L105 73L102 70V73H98ZM123 75H122L123 80H125V81L127 80L128 81V79H129L128 75H126V74H123ZM142 75L143 76L145 75V76L143 77ZM217 75H218V77H217ZM48 76H50V77H48ZM141 77H143L145 80L143 78H141ZM70 78H71V80H70ZM59 79H60V81H59ZM223 79L225 80V82H224ZM234 79H236V80H234ZM51 80H53V81L55 80V82H57V84L59 83V85H61V86L63 85L61 88L66 89L69 94H72V93L73 94L68 96V97H66L65 99H63V96H62L61 100H59L60 99L59 96H57V94H55L56 91H54V90L51 91L50 89H52L53 87L50 88V86L47 84ZM82 80H84V81H82ZM229 80H230V82H229ZM60 82H61V84H60ZM89 82H90V84L88 85ZM224 83H226L227 85L224 84ZM231 83L234 84V85L231 86ZM173 84H175V85L173 86ZM238 84H239V86H238ZM18 86H21V85H18ZM25 87H27V86H25ZM107 87L108 88H106L103 93H107L108 92V89H109L110 86L107 85ZM225 87H227V88H225ZM91 88H92V90H91ZM240 88H241V90H238ZM129 89H130V87H129ZM234 89H235V91H234ZM53 92H54L55 95L53 94ZM186 92H190V90H186ZM50 93L53 94L52 95L53 98H54L53 100H52V97H50V95H51ZM64 94H65V92H64ZM261 94H262L261 96H262V100H263V103H264V93L261 91ZM138 97H139V99L142 97L140 99V101H138ZM251 98H253V96ZM202 100H204V101H202ZM70 101H72V100H70ZM201 101L202 102L206 101L205 104L208 106V110H211V112H213L215 110L216 113H218L220 116H222L221 118H225V120L223 121V124L227 125L226 129H224L221 126L217 127V122L214 121L211 125H209L210 123H208L209 126L207 128L206 127L202 128L201 129L202 132L191 133L192 129L195 130V127L194 128L193 127L189 128L185 132V127L184 126L186 124L194 126V122L191 121V120L190 121L184 120V122L182 124L180 122L181 120H178V122H177L176 118L177 119H180V118L181 119H187V118H190V117H188L189 115L193 116L196 113L195 112V108H197V106H199L198 103H200ZM220 101H218V103H220ZM242 102H243V105H244L245 100H242ZM60 104H61V106H60ZM65 104H67V105H65ZM64 105L66 106V109H68L67 111H66ZM123 106L125 108H128V104H126V103L123 104ZM209 107L211 109H209ZM262 107H264V104L262 105ZM212 108H214V109H212ZM234 108L236 110H234ZM198 109H199V107L197 108V110ZM231 109H232V111H231ZM100 111H102V113H100ZM87 115H90V116H87ZM95 115H98L100 117H95ZM103 115H105V116H103ZM145 115H146V113H145ZM171 115H173V117H175V122L179 123V124H177L175 126L172 123L173 125L171 124V125H169L167 127H164V126L161 125V128L162 127L169 128L171 133H169V135H168V133H164L163 136L161 138L159 137V139L157 140L158 131H159L158 129L160 128L159 121L161 120V118L166 117V116H171ZM224 115H226V116H224ZM105 117L107 118V120L105 119ZM60 119H61V121H60ZM55 120H56V114H55ZM150 120H151V122H150ZM148 121L150 122V124H148ZM152 121H153V123H152ZM162 121H163V119L161 120V123H162ZM44 122H45V120H44ZM100 122H102V123H100ZM119 122H121L123 125L121 123H119ZM219 122H220V119H219ZM64 125H65V123H64ZM178 125L179 126L182 125L181 127H184V128L183 129H174V128H177ZM158 126H159V128H158ZM229 126L236 127V129L235 130H231V129H229ZM44 127H45V123H44ZM111 127L113 129L115 127V129H116L115 130V135L112 134L113 130H112ZM109 128H111L110 132H108ZM121 128H122V133L117 135L118 131L121 130ZM197 128L200 129V126L197 127ZM66 129H67V125H66ZM205 130H208V132L205 133ZM263 130H264V127H263ZM71 131H72L71 134L75 133V131L74 132H73V130H71ZM82 131H83V129L79 132V134L82 133ZM239 132H242L244 135L239 136ZM197 135H202V136H197ZM220 135L223 136V141L217 142L220 139ZM201 137L203 138V140H202ZM78 138H79L78 136H74L73 140L76 141V140H78ZM191 138H198L199 140L201 139L200 143H202L203 145L200 146V147H197L195 142ZM227 138H231L232 141L228 142ZM162 139L164 140L165 143L160 142V140L163 141ZM165 139H169V140L165 141ZM241 139H245L246 141L245 140H241ZM158 141L160 142V144H159ZM213 141L214 142L216 141V142L214 143ZM247 141H249L250 143L247 142ZM56 142H58V141L43 145L40 148V150L38 151V154L42 158H44V160H46V164L48 166L50 165L52 167V165H53V164H49V161L47 160V158L52 157L51 160L54 161V164H55L56 160H58L57 164L59 162L58 165L59 166L63 165V167H59L57 165L60 168L59 169V168H57V166H53L54 167V171H53L52 175H50V173L46 169V166L44 165V169L41 170V174H39L42 177L39 176V175L36 177V179L34 180L36 185H35V187L33 186L32 188H34V189L36 188V190L38 192V193H33V195H39V196H41L43 198L49 197L48 202L51 201L50 199L54 200L55 198H57L58 201L60 200L59 202H57V200L55 199L53 202L52 201L49 202L50 206H52V207L56 204L55 207H53V208H58V206H59L61 211L59 210V208L56 209V210L59 212L58 214H60L63 211V208L60 207V204L61 203L65 204V203H68V202H64V201H62L59 198L62 197V198H66V199H68V198L71 199L70 197L73 194H77V195H75V196H78L77 200H83L84 195L87 193V191L96 192L97 189H95L96 187H94L95 183L94 184H90L87 181L82 180L80 177H78V179H77V177H75V173L78 174V171L79 172H83L86 175L90 174V173L87 172L86 168H80V166H82L83 164L81 165L80 163H75L74 166H72V167L66 165V162H69L68 156L70 154L67 153L66 150H64V152H63L62 148H64V146L61 145V143L59 145V143H56ZM235 142L239 146L235 145ZM233 143H234V145H233ZM157 144H158V146H157ZM52 145H55V146H52ZM122 146L120 147L121 150H122ZM153 146L155 148H157L156 152H154V153L151 151ZM161 146H162V148H161ZM113 148H114V144L111 147V149H113ZM111 149H109V150H111ZM163 149H164V151H163ZM168 149L174 150V153L171 154V152L168 151ZM2 151H3V153L6 152L3 149H2ZM61 151H62V153H60ZM254 151H256V152H254ZM220 152H222V153H220ZM79 153H80V155H76L75 157H78L76 159H80L81 158L80 160L85 161V165H86V160H88L90 162H102L104 164L103 169L107 170V174L108 175L112 174V173H120V172H122V170H125V169L122 168V165L124 163H122L123 159L121 158V157H125V156L118 155V156H121V157L119 158L118 156H116L113 160H110V157L106 158V152L104 153V155L102 157H98L96 155V156H93L91 158H89V157L86 158L85 156H84L85 158H83V156L81 155V154H83L82 150H80ZM155 153H156V155H159L157 160L153 161V159H151V160H146L145 161V159H144L145 154L151 156V155H155ZM161 153H162V155L160 156ZM212 153H213V156H211ZM209 154H211V155H209ZM221 154L222 155L226 154L225 155L226 157H222ZM62 155H63V158H61ZM111 155H113V154H111ZM209 156H210V158H209ZM218 156H220V157L218 158ZM54 157H56L55 160H54ZM139 157H140V159H139ZM213 158H215L216 162H218L217 165L215 164V161H214V163H212L213 162L212 160H214ZM222 158L224 159V161H223ZM210 159H212V160H210ZM217 159H218V161H217ZM158 162H159V164L160 163L161 164L159 165ZM219 162H221V163H219ZM144 163L145 164L147 163V165H144ZM193 163H195V164H193ZM222 163L224 164L223 166L226 167V169H224L225 171L221 169ZM190 164L192 165V167L189 166ZM206 164H207V166H206ZM211 164H212L213 167L211 166ZM228 164H229V166H228ZM55 167H56V169H55ZM150 167H151V169H150ZM183 167H185V168H183ZM155 168H160V169L157 170V172H156L154 170ZM74 169H77V170H74ZM214 169L215 170L217 169L216 171H219V172H216ZM211 170H213V172H211ZM226 170H227V172H226ZM219 173L221 175H219ZM247 174H249V175H247ZM53 175H55L56 177L53 176ZM65 175L67 176V178L71 179V181L68 182L67 180H65L64 179ZM38 177H39L40 180L38 179ZM99 177H100V175L97 176L96 178L99 179ZM186 177L193 178L194 182L192 184H190L189 186L192 188L195 185V189L197 191L193 192L192 190H190V191H188V190L186 191L185 190L184 187L187 184V182L185 181ZM150 178L152 180H150ZM230 178L231 179H236L237 182L239 180H241V183L235 182L236 184H243L244 181H245V184L247 186H245V187L238 186L237 190H235L233 193H231L229 195H224L223 189L226 187V186H224L225 185L224 182H226V179H230ZM45 179L48 180V185L45 183ZM64 180H65V183H64ZM154 180H156V181H154ZM169 180H171V179H169ZM195 180H197L196 181L197 184H195L196 183ZM207 180H209V181H207ZM57 181H59L58 183L60 184V187L62 188L61 191L63 193L62 194L60 193L61 196L60 195L53 196L54 189L58 190ZM40 182H42V183H40ZM70 182L71 183L72 182L79 183L80 187H82V185L84 186V184H86L87 188H90V189H88L87 191L84 192L83 190H80V187L77 184H72V185H76V186H70L69 185ZM159 182H160V184H159ZM82 183H84V184H82ZM211 183H215L216 185L218 184L217 185V189L215 191L213 189H209L208 188V185L211 184ZM44 186H46V187H44ZM64 186H65V188H64ZM131 186H133V184L128 185V188L131 187ZM68 187H73L74 188V190L71 191L72 194L69 192ZM84 188H86V187H82V189H84ZM200 188H204V190H198ZM132 189L133 188H131V190ZM75 190H77V191H75ZM187 192H191V193H187ZM240 192L248 193L251 196H253L255 194L253 197L256 198V200H253V199L248 200L247 203H246L245 208L244 209L241 208V210L239 209V202L232 203L233 198H231L232 194L233 195H237ZM80 193H81V197H79ZM64 194H68L70 197H68V196H66ZM14 197L16 199V195H14ZM221 197H226L224 199H226V201H228V203L229 202H231V203L228 204L225 207H222V205L219 203V200H220ZM20 198H21V196H20ZM4 199H5V197H4ZM21 199L23 201L26 200V201L32 202L30 199H25V198H24L25 200L23 198H21ZM16 200H15V203L13 201H10L12 206H14L15 208H17V206H18V203L16 204V202H17ZM92 201H93V198H90L89 202H92ZM131 201H132V199L130 200V202ZM239 201H240V199H239ZM7 202H9V200H7ZM3 203H6V201H3ZM111 203L113 205H117V206L119 205V207L117 209H115L114 212H120V213L124 212L126 208L129 209L132 206L131 203H127V202L126 203H127L128 206L125 207V208L122 206V202H119V203L115 202L114 203V201H111ZM202 203H204L205 206ZM69 204H70V202H69ZM139 204H141V205H139ZM24 205L26 206L27 204L24 202ZM72 210L73 211L71 212V215H70V218H69L68 222H70L71 219L75 220V221L78 220V219H76L74 217L76 210L75 209H72ZM100 210H97V211H100ZM233 210H236L237 212H240V211L244 210L245 213H257L258 211L263 213V214L260 213V216L257 217L256 222L252 223L250 221V222H248L246 224L247 226L243 225L241 227V229L244 227V230L240 229L241 233H246L247 231H251L253 233V235H254L253 238L255 240H257V241H261L260 244H256V245H259L258 247H256V249L258 251H260V252H256L255 253L254 251H250V249L248 247H246V238H247L248 234L243 235L244 238H245V241H240L239 240L240 233H239L238 230H239V227H240V224H241V220H240V215L238 216L237 214H234V212H232ZM225 212H231V213H230V215H228V214L220 215L219 214V213H225ZM149 215H150V217H149ZM132 217H133V213H132ZM250 217L248 218V220L250 219ZM79 218H80V221H81V217L80 216H79ZM116 218H118V219H116ZM98 219H101V218H98ZM22 220L23 221H29L26 218H25V220H24V218H22ZM96 220H97V218H95L94 221H96ZM154 221H156V222H154ZM252 221H255V220H252ZM136 224L137 225L140 224V225H138V228L140 229V231L136 230V226H135ZM250 225H251V227H250ZM255 226H257V227H255ZM7 227H8V230H7L6 234H1V235H4V236L0 235V237H1L0 238V264H46V262L44 261L43 256L39 252H37V251L35 252V250L32 247L29 246V244H31V242H30L29 236L26 233H22L21 234L19 232H16L9 225H7ZM245 228H246V230H245ZM255 228H257V230L261 233L260 235L257 236V235L254 234V229ZM80 231H82V232H80ZM125 231H127L129 234L127 232H125ZM33 232H35V231H33ZM185 233L187 234V236L183 235ZM41 235H44V234L42 233ZM107 235L110 236V238ZM27 236H28V238H27ZM202 236L205 238V242L201 240ZM190 237L193 238L192 242H190ZM8 238L9 239L11 238V239L9 240ZM167 238L171 239V243L168 242L171 246L168 247L167 249H165V246L168 244V243H166L167 242V240H166ZM184 239H185V241H186V239L189 240V245H190V247L193 250L192 249L189 250V248H187L185 246L184 248H182V251L178 249L175 252V255H173L170 251L172 250V252H174V249H177V247L180 246V245L179 246L176 245L177 246L176 247L174 245L175 243H172L173 240L175 242H177V243H181L182 244L184 242L183 241ZM238 242H240L241 244L238 243ZM38 243H39V241H38ZM70 243L72 244V242H70ZM261 245H262V247H261ZM143 248H144V250H143ZM212 250H213V252H211ZM81 253H82V255L79 258L78 256ZM122 254L127 255V257H123ZM232 254H234L237 257V261L236 262H233V261L228 259V256H230ZM170 256H173V257L169 258ZM167 257L169 258L168 261L166 260ZM57 258L59 260V257H57ZM81 258H82V262H81ZM147 258H150V259H147ZM103 259L109 261V263H106L105 261H103ZM177 259H178V261H177ZM122 260H126V261H122ZM125 262H127V263H125ZM55 263L56 262L47 263V264H55ZM130 264H133V263H130ZM134 264H136V263H134ZM189 264H195V261L192 259V262L189 263Z\"/></svg>", "mask_w": 264, "mask_h": 264}, {"label": "water", "instance_id": "95a60500", "mask_svg": "<svg viewBox=\"0 0 264 264\" xmlns=\"http://www.w3.org/2000/svg\"><path fill=\"white\" fill-rule=\"evenodd\" d=\"M218 3H225V2H228V1H230V0H216ZM234 55L236 56V57H243V56H246L247 58H250V57H253V56H255V51L254 50H250L249 52H247L246 53V55H244V54H242V52H239V51H236V52H234ZM170 123V121L169 120H165V121H163L162 122V126H166V125H168ZM188 182H190L189 180H188Z\"/></svg>", "mask_w": 264, "mask_h": 264}, {"label": "crops", "instance_id": "0c3cea01", "mask_svg": "<svg viewBox=\"0 0 264 264\" xmlns=\"http://www.w3.org/2000/svg\"><path fill=\"white\" fill-rule=\"evenodd\" d=\"M252 50V49H251ZM235 195H231V198H234ZM192 230H195L194 227H192ZM197 231V230H196ZM174 239V238H173ZM181 244V243H180Z\"/></svg>", "mask_w": 264, "mask_h": 264}]
</instances>
